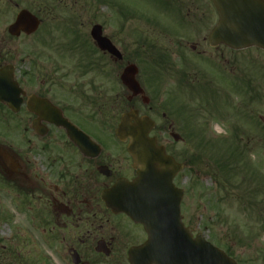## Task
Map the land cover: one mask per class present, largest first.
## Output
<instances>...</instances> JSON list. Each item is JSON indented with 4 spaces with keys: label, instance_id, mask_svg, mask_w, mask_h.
Masks as SVG:
<instances>
[{
    "label": "flooded vegetation",
    "instance_id": "flooded-vegetation-1",
    "mask_svg": "<svg viewBox=\"0 0 264 264\" xmlns=\"http://www.w3.org/2000/svg\"><path fill=\"white\" fill-rule=\"evenodd\" d=\"M103 2L113 4L109 13ZM147 2L151 12L122 0H96V11L93 0H0V148L9 155L7 166L0 161V187L7 182L10 201L24 203L18 210L27 213L30 244L39 232L45 247L38 258L15 253L4 264H160L151 255L158 248L145 247L153 227L143 223L150 199L137 190L130 140L115 133L121 116L135 109L149 117L150 136L189 164L187 150L177 149L187 127L183 82L193 76L200 82L207 63L225 77L227 50L258 48L233 51L211 42L219 17L213 0ZM23 12L30 15L19 21ZM130 66L138 96L122 79ZM256 94L264 131L258 87ZM174 184L184 189L185 227L210 238L231 221L220 214L224 205L246 193L191 195L184 171Z\"/></svg>",
    "mask_w": 264,
    "mask_h": 264
},
{
    "label": "rangeland",
    "instance_id": "rangeland-1",
    "mask_svg": "<svg viewBox=\"0 0 264 264\" xmlns=\"http://www.w3.org/2000/svg\"><path fill=\"white\" fill-rule=\"evenodd\" d=\"M122 1L129 7H138L146 12H151L153 6L148 0ZM103 3L108 6L104 7V11L109 13L113 4ZM92 4L95 11L98 10L100 4L96 0ZM137 23L138 20L129 21L131 26H137ZM227 52L230 65L225 77L217 78L215 73L218 69L207 63L206 72L200 76V82L193 81L196 80L195 76L189 82H183L181 98L187 127L184 143H179L177 149L187 150L191 157L202 153L201 164L197 163L196 168L194 166L191 170L188 165L185 172L189 184L193 185L189 194L199 196L231 191L246 192L245 189L256 190L251 194L246 192V197L236 200L232 205H224L220 214L226 215L231 221L228 226L215 227L221 229V232L214 230L221 241L224 240L230 245L232 256L239 264H264V131L258 127L259 105L256 94L258 87L263 94L259 101L264 111V51L258 49L246 50L245 53H234L230 50ZM247 56H255L256 63L249 64ZM119 115L120 113L115 116L118 118ZM105 118L108 119V116ZM111 122H116V119ZM261 127L264 129V123ZM236 136L238 152L246 150L244 156H239L240 165L235 164L234 167H239L238 176L235 178L234 175H226L220 171L215 179L214 173H206L204 168L208 163L211 168L215 166V159L219 156L229 163L230 148L233 147L231 142L236 141ZM247 142L248 146H244ZM194 179L199 185L193 184ZM236 183L241 184V187L233 190ZM3 184L5 186L0 187V253L3 257L0 258V264L12 260V251L26 261L33 260L28 258H38L39 252H45L39 239L42 234L35 233L36 245L32 246L28 239L30 232L32 235V229L27 213L24 209L19 211L24 203L17 201V205L11 202L8 183ZM234 235L237 240L233 239Z\"/></svg>",
    "mask_w": 264,
    "mask_h": 264
},
{
    "label": "water",
    "instance_id": "water-1",
    "mask_svg": "<svg viewBox=\"0 0 264 264\" xmlns=\"http://www.w3.org/2000/svg\"><path fill=\"white\" fill-rule=\"evenodd\" d=\"M219 11V23L213 29L211 42H226L233 49H246L259 47L264 50V0H213ZM105 40V39H104ZM107 41V40H106ZM105 49L111 46L99 42ZM130 68L122 76L125 84L133 90L134 95L140 94L142 89L133 85L129 77ZM138 87V88H137ZM120 125L116 130L121 139H131L129 152L141 169V181L154 194L161 198L157 206L169 207L167 217L161 221L169 222L160 229L165 233L152 234L147 246H152L157 241L161 246L159 251L151 253L154 262L160 264H237L226 253L204 238L202 233L195 238L190 229L184 227L181 215V199L183 190L173 184L176 173L185 165L177 163L167 155L165 148L160 146L155 138L149 134L154 125L146 116L139 117L138 111L130 110L122 116ZM7 153L0 149V160L7 164ZM147 224V223H146ZM148 226V224H147Z\"/></svg>",
    "mask_w": 264,
    "mask_h": 264
},
{
    "label": "trees",
    "instance_id": "trees-1",
    "mask_svg": "<svg viewBox=\"0 0 264 264\" xmlns=\"http://www.w3.org/2000/svg\"><path fill=\"white\" fill-rule=\"evenodd\" d=\"M234 157V155H233ZM200 159H202V156H197V158H193L192 162L194 164L200 163ZM232 161L230 158V162L228 163L227 161H224L222 159L216 160V169L214 167H210V163H208L207 167H206V171L211 173V171L214 173V178H218L216 177V175L222 171L224 173H226V175H234V173H232V171H234L233 167H232ZM197 166V165H196ZM228 179V178H227ZM218 181V179H217ZM228 181V180H227ZM236 187V186H235ZM234 189V187H233Z\"/></svg>",
    "mask_w": 264,
    "mask_h": 264
}]
</instances>
